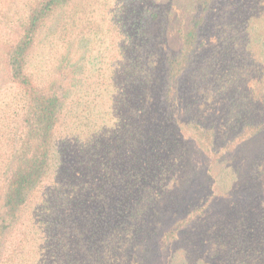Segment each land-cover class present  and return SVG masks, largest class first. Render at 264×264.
<instances>
[{
    "label": "trees",
    "instance_id": "obj_1",
    "mask_svg": "<svg viewBox=\"0 0 264 264\" xmlns=\"http://www.w3.org/2000/svg\"><path fill=\"white\" fill-rule=\"evenodd\" d=\"M16 1L0 264H264V0Z\"/></svg>",
    "mask_w": 264,
    "mask_h": 264
},
{
    "label": "rangeland",
    "instance_id": "obj_2",
    "mask_svg": "<svg viewBox=\"0 0 264 264\" xmlns=\"http://www.w3.org/2000/svg\"><path fill=\"white\" fill-rule=\"evenodd\" d=\"M23 2H25V0H18L16 1L11 7L10 10L8 11V14L13 16L12 18H15L16 15H18L17 13L21 10V5L23 4ZM15 20V19H14ZM52 25H48L45 30H43L42 32V37L40 38V42H42L43 38L48 35L50 33L49 30H51ZM43 44V43H40ZM39 51H44L47 54L46 49L42 48ZM55 58L52 59L51 56H48L47 58H49L48 63L46 62V72L48 75H53L55 76H60V50L55 54ZM44 62V61H43ZM43 69V68H42Z\"/></svg>",
    "mask_w": 264,
    "mask_h": 264
}]
</instances>
